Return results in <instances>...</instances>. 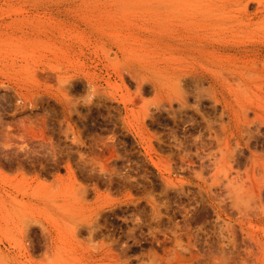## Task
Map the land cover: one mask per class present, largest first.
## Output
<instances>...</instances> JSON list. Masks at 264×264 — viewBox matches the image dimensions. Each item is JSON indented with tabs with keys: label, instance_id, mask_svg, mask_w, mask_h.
Instances as JSON below:
<instances>
[{
	"label": "rangeland",
	"instance_id": "obj_1",
	"mask_svg": "<svg viewBox=\"0 0 264 264\" xmlns=\"http://www.w3.org/2000/svg\"><path fill=\"white\" fill-rule=\"evenodd\" d=\"M0 264H264V0H0Z\"/></svg>",
	"mask_w": 264,
	"mask_h": 264
}]
</instances>
